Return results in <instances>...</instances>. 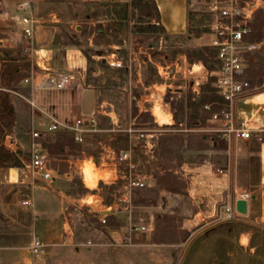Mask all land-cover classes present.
Instances as JSON below:
<instances>
[{"label":"rangeland","instance_id":"1","mask_svg":"<svg viewBox=\"0 0 264 264\" xmlns=\"http://www.w3.org/2000/svg\"><path fill=\"white\" fill-rule=\"evenodd\" d=\"M22 1L0 0V17L3 18L4 24L9 26L0 27L1 37L4 36L5 30H20L17 26L22 17L19 9V3ZM132 1H40L36 4L37 7L35 6L37 15L32 13L27 15L34 17L37 22L41 19L43 24H48L52 22V17H47V13L54 10L61 19L58 22L60 27H42L41 31L33 33L30 38L28 37L26 42L28 50L24 53L17 47L0 44V74L3 73L4 66H7V56L25 59L10 63L7 66L10 70L16 69L18 65V69L24 67L27 70L26 74L31 75L45 66L46 56L42 54L45 51H38L42 44L58 43L64 49L68 45L76 46L81 48L87 59L86 70L79 73L80 77L84 75L86 84H83L82 78L77 83L78 86L89 88L93 85L97 91V98L111 101L121 115L125 113L129 94L140 89L134 87L135 81L131 78L135 77L136 70L141 65L145 86L156 80L172 83V92L170 89L167 90L166 97L171 100L176 121L185 119L193 123L202 121L206 113L200 111V103L215 100L221 102L214 92L212 81L208 80L201 84V96L194 101L192 99V96H196L192 88L194 81L189 71L179 65L177 69L172 67L169 71L170 76H167L166 67L176 60L181 64L185 59L190 63L202 61L207 68L214 66L215 53L209 44V0H188V25L183 34L167 33L157 21L152 3L145 1L149 7L143 8L132 5ZM29 2L32 5L30 0ZM123 9L127 10L125 18H123ZM46 17L50 21H44ZM251 40L264 42V6L254 15ZM256 56V63L250 68L249 74L252 75L251 83L261 86L264 82V53ZM105 58L121 60L122 66L113 67L108 60L103 63L102 59ZM98 65L104 72L96 77L92 72ZM158 66L161 67L163 75L159 74ZM195 69L199 70V67L195 66ZM65 71L68 70L59 72ZM28 83L29 80L12 82L9 98L14 103L17 124L25 125L28 122V126L33 129L38 128L33 122L35 112L28 110L23 104L24 100L30 105L28 102L30 96L21 88ZM164 89V85L159 87L161 91ZM152 111L163 118L159 108L143 112L140 118L150 126H153L154 120ZM13 128V135L9 136V140L6 137L4 139L5 148L10 152L20 149L23 153H28L32 148V136L17 132L16 126ZM189 138V143L193 146H203L199 138L190 136ZM173 141H175L174 153L180 162V159L189 156L183 151L185 143L182 135L176 136ZM222 145L226 144L223 142ZM7 157V153L0 152V264H180V262L181 264H264V226L234 221L229 227L211 228L192 240L194 235L205 226L221 218H234L238 214L227 215L228 211L225 214L226 207L224 213L215 220L209 219L206 224L199 226H189V224L185 226L184 218L189 211L186 210L188 200L184 179L188 180L189 175H182L184 170L176 175L175 191L171 193L144 191L146 195L148 194V202L157 199V206H136L131 203L132 205L115 210L108 205L101 206L99 203L97 209L109 213L102 218L104 221L98 218V211L89 210L85 205L72 202V199L79 198L87 192L86 186L79 178H74L72 182L58 180L53 185L62 190L60 196L62 193V198L66 200L64 215L68 219L70 228L63 235L52 238L49 243L42 239L48 245V249L45 255L38 257L32 253L31 244L38 236L44 237L36 213L38 200L41 198L36 196L35 188L42 180L31 169L29 171L31 174L23 177L26 179L25 182H21L20 179L11 181L7 173L9 168L5 160ZM213 158L220 166L227 165V154ZM50 159L51 164L60 171L68 167V162L60 160L57 155L51 156ZM163 165L168 166L166 162ZM93 168L94 165L90 162L86 169L89 175L88 182L91 185L95 176L92 173ZM100 193L104 194L106 202L113 199L110 189H101ZM88 198L89 201L94 202L98 197ZM25 200H30L32 204H24ZM105 201L103 204H106ZM136 201L139 199L136 198ZM140 226H145L146 229L139 230ZM246 231L251 236L249 245L245 247L240 244V234Z\"/></svg>","mask_w":264,"mask_h":264},{"label":"crops","instance_id":"2","mask_svg":"<svg viewBox=\"0 0 264 264\" xmlns=\"http://www.w3.org/2000/svg\"><path fill=\"white\" fill-rule=\"evenodd\" d=\"M30 1L32 5L29 0H23L19 3L20 16L23 17L28 13L37 15L36 4H39L42 0ZM154 1L158 8L159 23L165 28L166 32L169 34L185 33L188 25V0ZM48 16L52 17V22L43 24L39 19L34 25V34L41 31L42 27H60L58 22L61 19L56 11H50L47 13ZM47 17L44 21L47 20ZM2 20L3 18L0 17V27H9ZM17 27H20L19 31L5 30L4 36H0V44L2 46L17 47L24 53L28 50L26 42L30 37L28 38L23 33L22 25L19 24ZM65 48L58 43L51 44V42H48V44H42L38 51H45L42 53L46 56L45 66L40 67L31 75L30 73L29 75L26 74V68L21 67V69H18V65L17 67L14 66L16 67L14 73L17 75L16 78L19 79V82L29 79L30 83L23 85V87L28 90L32 89V91L30 90V98L35 100L37 107L33 108L31 105H26L24 100L23 104L27 106L28 110L31 109L35 112L33 122L36 123V127L39 129H44L45 123L49 122L51 117L64 122H71L77 116L94 117L96 119L93 129L85 133L83 142H77L73 133L65 128H60L53 133H45L41 138L49 167L55 178L52 181L40 178L41 183L39 186H35L36 196L41 198L38 200L36 213L44 236H38L39 238L48 242L52 238L63 235L70 228L68 219L64 215L66 200L62 198V193L60 196L62 190L53 185L58 180L72 182L74 178H79L86 186L87 192L79 198L72 199V202L85 205L89 210L98 211V218L103 220L102 218L109 213L97 209L99 203L101 206L108 205L109 208L115 210L132 205L131 203L136 206H157V199L148 202V194L146 195L145 192L171 193L175 191L176 175L183 172V170L182 175H189L188 180L184 179L186 180L184 189L188 200L186 210L189 211V214L184 218L185 226L188 224L189 226H199L206 224L209 219L211 221L215 220L221 213H224L226 207L225 214L228 208L231 207L235 215L237 213L235 201L239 198L248 200V213L246 215L237 213L238 215L231 221H244L251 225L264 226V139L258 141L256 139L241 140L219 137L214 140L210 134L196 130L199 127L213 123L209 119L210 114L203 108V104L207 101L200 103V111L206 113V117L202 121L194 123L189 122L188 119L176 121L171 100L166 97L167 90L170 89V92H172V83L156 80L145 86L141 65L136 70L135 77L132 76L131 78L132 81H135L134 87L140 89L129 94L123 115L117 111L111 101L105 98L98 99L97 91L93 85H90L89 88L78 86L77 83L82 78L83 84H86L83 74L74 86L62 90L47 88L44 83L48 73L59 72L60 70H74L83 73L86 70L87 59L81 48L70 45ZM260 54L262 53H256L252 56L250 68L256 63V55ZM108 59H102V62L106 63ZM7 60V66L12 62L25 61V59H15L9 56H7ZM185 60L181 63L182 67L187 70L188 61ZM7 66H4L2 75ZM249 70L248 76L252 79ZM103 72L98 65L92 73L94 76L99 77ZM8 73L9 76L13 75L12 70H8ZM162 85L165 86L164 91L159 90ZM200 94L201 92L199 94L195 93L197 97L192 96V99L197 100L201 96ZM9 96L11 97V95ZM169 96L173 98L172 95ZM208 102H214L215 109L221 108L220 103L216 100ZM11 104H14L12 99ZM155 108L161 110L163 118L154 116L153 126H150L140 116L143 112ZM237 111L258 113V122L264 126V90L240 101L237 104ZM181 131L182 133H176ZM141 132H145V137L140 138ZM180 135H182L185 143L183 151L185 155L189 156L180 159V162H178V158L174 153L175 141L173 140ZM9 136L11 135L6 136L7 140H9ZM189 136L199 138L203 146L196 147L190 144ZM60 138H66L67 142L62 145L58 144ZM223 142L226 144L225 146L222 145ZM122 150H128L131 158L124 165H118L116 156ZM222 154H227V165L220 166L213 156L217 157V155ZM53 155H57L60 160L68 162L66 170L60 171L59 168L51 164L50 157ZM90 162L94 165L92 173L95 175L92 185L88 182L89 175L86 172ZM129 162L135 164L134 169L128 167ZM165 162L168 165L167 167L163 165ZM220 169L223 172H220ZM30 170L31 160L21 167H9L7 173L11 181L20 179L21 182H25L26 179L23 177H28L31 174ZM133 174L140 176L145 185L131 187L129 181ZM178 178L181 179L180 176ZM101 189L111 190L113 199L110 202L105 201L104 194L100 193ZM91 196L98 198L92 202L88 198ZM136 198L139 201H136ZM104 201L106 204H103ZM250 236L247 231L241 232L240 244L245 247L248 246Z\"/></svg>","mask_w":264,"mask_h":264},{"label":"built area","instance_id":"3","mask_svg":"<svg viewBox=\"0 0 264 264\" xmlns=\"http://www.w3.org/2000/svg\"><path fill=\"white\" fill-rule=\"evenodd\" d=\"M263 6L264 0L208 1L209 44L215 51L214 66L207 68L202 61L188 62L187 70L194 81L192 86L194 93L199 94L201 84L211 80L214 92L221 98L219 109L214 108V102L203 104V108L210 114L209 119L213 123L196 129L210 134L214 140L219 137L258 141L264 139V126L258 122V113L237 111V104L240 101L264 90V83L261 86L253 85L248 76L252 56L256 53H264V42L251 40L254 15ZM36 22L37 20L31 15H24L20 18L19 24L22 25L23 33L27 37L33 35ZM108 63L113 67L122 66L121 60H108ZM179 65L182 67V63L179 64L177 60L168 65L166 67L167 76H170L169 71L172 67L177 69ZM195 66H198L199 70H196ZM158 72L163 75L160 66H158ZM79 79V73L74 70L51 72L48 73L44 85L50 89L62 90L74 86ZM28 102L31 107H37L33 98L28 99ZM154 116L157 117L155 114ZM95 122L94 117L77 116L71 122L51 117L50 121L45 123L44 129L34 127L31 131L32 171L46 181H52L55 178L41 142L45 133H53L60 128H65L73 133L77 142H83L85 133L93 129ZM143 137H145V132L140 133V138ZM116 158L118 165H124L130 160L131 154L128 150H122L117 153ZM128 167L134 169L135 164L129 162ZM219 171L223 172L222 169ZM129 184L131 187H142L145 182L140 176L133 174ZM24 204L31 205L32 202L25 200ZM233 212V208L230 207L227 215H232ZM138 229L145 230L146 227L140 226ZM47 246L38 237L31 244V251L34 255L41 257L47 253Z\"/></svg>","mask_w":264,"mask_h":264},{"label":"trees","instance_id":"4","mask_svg":"<svg viewBox=\"0 0 264 264\" xmlns=\"http://www.w3.org/2000/svg\"><path fill=\"white\" fill-rule=\"evenodd\" d=\"M145 1L153 4V8L155 9L156 12L157 21L160 22L158 8L154 0H133L132 5L143 8L149 7V5ZM122 11L124 13L123 18H125V16H127V10L123 9ZM212 50L215 53L214 49ZM5 70L6 71L4 72L0 80V152H5L8 154V157L5 160L8 163L9 167H21L31 160V149L28 153H23L22 150L20 149H18L17 151L10 152L5 148L3 142L7 135L9 134L13 135L12 132L14 126H16L17 132L19 133L23 132L26 133L27 135L29 134L30 137L32 136L31 135L32 128L28 126L29 125L28 122L25 125L17 124L16 112L15 109L13 108V105L11 104L9 95H10V91L12 90V82L19 81V79L16 78L17 75L14 73L15 70L13 68H11V70L13 71V75L12 76L10 75L11 77L9 76L8 73V70H10L9 67L5 68ZM21 88L23 92L28 93L27 94L28 96L31 95L28 89H25L24 87ZM65 142H67L66 138H60L58 144L62 145ZM232 223L233 221H229L220 224L215 228L217 229L226 228L229 227Z\"/></svg>","mask_w":264,"mask_h":264},{"label":"water","instance_id":"5","mask_svg":"<svg viewBox=\"0 0 264 264\" xmlns=\"http://www.w3.org/2000/svg\"><path fill=\"white\" fill-rule=\"evenodd\" d=\"M235 210L237 213L239 214H242V215H246L248 213V200L246 198H239L235 201ZM233 218L232 217H229V218H224V219H221L219 221H216L210 225H207L206 227H204L203 229H201L200 231H198L194 237L192 238V240L194 238H196L199 234L203 233L204 231L206 230H209L211 228H214L222 223H225V222H228V221H231ZM192 240L190 241V243L192 242ZM190 243L188 244V246L186 247V250L188 249ZM185 250V252H186ZM185 255V253H184ZM183 255V257H184ZM183 259V258H182ZM181 264V262H180Z\"/></svg>","mask_w":264,"mask_h":264}]
</instances>
